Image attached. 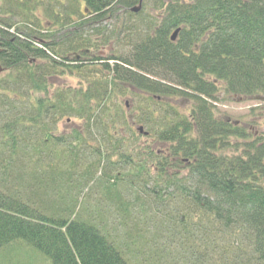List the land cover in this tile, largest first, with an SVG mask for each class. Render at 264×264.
I'll use <instances>...</instances> for the list:
<instances>
[{
    "label": "trees",
    "instance_id": "obj_1",
    "mask_svg": "<svg viewBox=\"0 0 264 264\" xmlns=\"http://www.w3.org/2000/svg\"><path fill=\"white\" fill-rule=\"evenodd\" d=\"M139 2L0 0V252L132 264L114 226L164 232L196 264H264V132L217 112L264 103V0ZM73 75L86 86L56 87ZM73 182L118 224L100 201L66 207Z\"/></svg>",
    "mask_w": 264,
    "mask_h": 264
},
{
    "label": "rangeland",
    "instance_id": "obj_2",
    "mask_svg": "<svg viewBox=\"0 0 264 264\" xmlns=\"http://www.w3.org/2000/svg\"><path fill=\"white\" fill-rule=\"evenodd\" d=\"M145 1L146 0H144V2ZM145 11L151 12L152 9L147 8V10ZM122 17L123 19H128L127 21L133 18H129L125 15H122ZM143 17H147V15L143 14ZM116 46L117 45L115 44L112 45L107 54L104 53L102 55L107 56L109 54H112L113 52H116ZM88 56H91L93 58L96 56V53L90 52ZM85 62L86 65L92 64L91 62H88L86 60ZM93 70L94 69L91 68L83 72H92ZM79 75L60 78L59 80L58 78H56L54 83L58 84L56 86L57 88L77 87L79 85L85 87V79L81 76L79 78ZM222 99L223 94L221 95V100ZM131 100V96L126 97L121 100V103L123 105L128 101L133 104ZM263 107L264 103H260L256 100L239 102L224 101L218 105L217 112L224 115L226 114V116H229L231 119L241 122V125L243 127H246L248 131H250L251 133H255L258 136L261 132H264V118L259 119V121L256 122L257 117L254 116L253 112H255L256 114H260L259 109ZM75 125V121H71L70 123V121L64 119L59 125V130L63 132L64 129H69L70 127H73ZM146 142L147 144L149 143V141L145 139L141 140V144L145 145ZM229 155L233 156L238 154L230 152ZM80 174H82V171H80L79 168L78 175L76 176L79 180ZM99 176L100 173L97 175V177ZM76 184V182H73V184H70L68 187H66L70 188V190H67L68 193L66 192V190L62 192L64 193L63 203L66 207L73 206L74 201H76L75 204L78 207V215H80V212L84 213V211L88 209L91 212L95 213L97 209H100V201L101 211L105 212V218L109 220L108 222H110L112 225L118 224L119 218L116 216V213H113L115 211V208L113 210L112 207H107L108 202L103 197L104 190L102 188H98L96 186V183L91 182L86 186H76ZM114 217H116L117 220H115ZM112 228L114 230H107V232L111 234V237L119 240V245L121 246L122 253L125 255V257L131 260L132 264H196L195 261L191 260L192 256H190L189 250L185 248V245L182 244L180 240L175 241L171 239L170 236H168L164 232L153 229H143L136 231L124 227H119V230H115L114 226H112ZM17 243V246L12 244L11 248L7 249L6 251L0 252V264H52L49 258L43 255V253H41L40 251L33 248V246H30L22 241ZM217 259L218 258L215 257L209 264H216V261L218 262L219 260Z\"/></svg>",
    "mask_w": 264,
    "mask_h": 264
},
{
    "label": "water",
    "instance_id": "obj_3",
    "mask_svg": "<svg viewBox=\"0 0 264 264\" xmlns=\"http://www.w3.org/2000/svg\"><path fill=\"white\" fill-rule=\"evenodd\" d=\"M142 2H143V0H141L140 4H142ZM139 10H141V7H138V8L132 9V12L137 13V12H139ZM179 31H180V30H177V31L174 33V35L172 36V41H176V39H177V37H178V35H179ZM2 73H3V69H2V66L0 65V74H2ZM139 132L143 135V133H144V129H143V127L139 128ZM145 135H147V134H145Z\"/></svg>",
    "mask_w": 264,
    "mask_h": 264
}]
</instances>
